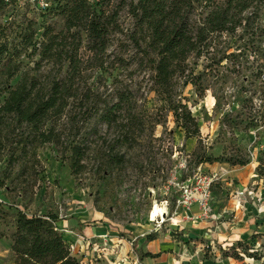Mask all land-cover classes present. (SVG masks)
Listing matches in <instances>:
<instances>
[{"label":"rangeland","instance_id":"rangeland-1","mask_svg":"<svg viewBox=\"0 0 264 264\" xmlns=\"http://www.w3.org/2000/svg\"><path fill=\"white\" fill-rule=\"evenodd\" d=\"M120 1L112 0V3ZM31 8L19 3L0 15V25L8 28L12 45L19 42V33L30 23L37 40L48 25L56 31L62 28L59 16ZM119 15L121 29L126 31L130 19L126 11ZM29 52L19 58L22 72L33 68L37 59L29 58ZM232 53L234 57L231 58L228 55ZM80 55L86 59L88 54L82 49ZM115 56L121 59L117 64L112 63ZM263 56L264 36L259 32L252 38L243 34L240 39L228 35L215 37L207 57L190 56L187 65L192 84L186 87L178 84L176 91L198 122L200 140H185L170 115L164 126L152 127V121L162 120L161 102L152 91V72L149 66L138 62L123 35L113 38L104 58L105 70L88 71V84L104 96L115 90L129 95L131 113L140 122L138 128L128 131L136 142L126 146L120 144L128 118L123 113L120 118L122 128L106 129L97 125L94 130L97 134L91 137L94 120L79 122L82 126L76 139H87L91 145L85 152L83 168L76 175L71 174L64 148L57 149L50 144H44L36 151L38 164L28 160L6 169L4 161H0V264H13L11 252L5 253L8 242L11 246L10 236L18 210L28 216L65 221L60 225H66L70 230L86 226L96 228L95 237L83 245L84 255L73 256L83 264H157L155 260H141L140 255L149 249L162 256L158 264H169L167 259L172 257L174 264H264V216L246 225L251 229L243 232L240 240L243 245L237 249L242 262L230 257L231 245L217 243L209 236L188 235L192 231L190 226L202 221L208 223L214 218L219 226L223 221H233L234 227L242 228L243 225L238 226L242 220L235 217V212L221 213L219 217L213 215L214 209L219 210L230 198L234 199L237 194L231 193L233 184L245 185L246 197L255 194L261 185L264 190ZM19 80L20 74L9 82L10 86H15ZM3 87L2 84L0 104L5 97ZM65 135L70 138L73 132L69 134L66 130ZM119 152L126 155L124 163L109 164L108 157ZM203 152L213 157L243 161L246 165L227 164L224 167V163H213L198 166L194 154ZM23 165L27 171L21 175ZM213 176L216 180L210 186V218L203 220L194 204H182L184 194L181 189L188 186L191 192L188 195L197 196L204 189V178ZM226 182L230 183L231 190L224 187ZM157 213L163 215L162 224L158 220L159 225L149 221L150 218L154 220ZM148 234L155 235L157 240L151 248H147L143 240ZM165 238L179 244L171 249L169 241L163 242ZM220 249L229 257L223 256Z\"/></svg>","mask_w":264,"mask_h":264},{"label":"trees","instance_id":"trees-1","mask_svg":"<svg viewBox=\"0 0 264 264\" xmlns=\"http://www.w3.org/2000/svg\"><path fill=\"white\" fill-rule=\"evenodd\" d=\"M46 1L48 7L40 12L59 16L63 22L60 30L48 25L37 40L30 23L19 33V42L12 45L8 28L0 25V86L4 85L5 94L0 104V161H4L6 169L28 160L38 164L36 151L50 144L64 148L71 174L76 175L82 170L85 152L91 145L87 139H76L82 126L79 122L94 120L91 137L97 134L94 132L97 125L122 128L120 118L126 113L128 118L120 144L136 142L128 131L138 128L140 122L131 113L129 95L115 90L104 96L88 84V71L105 70L104 58L117 35H123L138 62L149 66L152 72V91L161 102L162 120L150 124L164 126L170 115L185 140H200L198 122L176 91L178 84L181 87L192 84L187 65L190 56L207 57L213 39L218 36L240 39L243 34L252 38L257 32L264 36V0ZM19 3V0H0V15ZM121 11H126L130 19L126 31L119 23ZM82 49L88 54L86 59L80 55ZM28 50V57L37 59L33 68L22 72L19 58ZM228 56L232 58L234 54ZM120 60L115 56L112 63ZM19 74L20 80L11 87L9 82ZM66 130L69 134L72 131L73 136L66 138ZM109 157V164L120 165L126 155L119 152ZM194 158L198 166L246 165L243 161L204 152L195 153ZM26 171L23 165L21 175ZM56 222L54 217L28 216L18 210L10 236L13 264H83L71 256L66 241L55 229ZM155 240V235L145 236L146 243ZM242 245L236 241L230 247V257L237 262L243 261L237 253ZM220 252L229 257L223 249ZM140 257L153 259L158 255L145 253Z\"/></svg>","mask_w":264,"mask_h":264},{"label":"crops","instance_id":"crops-1","mask_svg":"<svg viewBox=\"0 0 264 264\" xmlns=\"http://www.w3.org/2000/svg\"><path fill=\"white\" fill-rule=\"evenodd\" d=\"M223 166L225 167V166H227V164H223ZM231 171H233V170H231ZM245 180H246V178H245ZM247 181H248V178H247ZM233 185H234L233 186L234 191H231L233 196L238 192H243L242 196L244 197V200H242L241 197L239 198V200H237L235 198L236 196H234V199L230 198L229 201H227L226 206L222 205V207H220L219 210L216 207L214 209L213 215L215 216L218 214V216L220 217L221 213H225V212L233 213V212H235V217L242 220L241 223H238V226L243 225V227L242 228L234 227L235 222H233V221L231 223L223 221L222 223H220V226H219L216 222V219L214 218V219L208 221V223L202 221V222L196 223V225L190 226V228H191L190 230H192V231H190L191 233H189L188 235L192 236L194 234L195 235L194 237H196V238H200V237L206 238L209 236L208 238H213L214 240H216L217 243H224L225 245H231L236 241L242 240L241 236H242V234H244L243 232L245 230L251 229V227H246V225L248 223H251V221H256V218H260L261 216H264V190H262V188H261L262 185L257 188V190L255 191V194H253V195L248 194L247 195L250 197H246V195H245V193H246L245 188H247L245 185H242L240 183L238 185H235V184H233ZM224 187L227 188L228 190L232 189L229 182H226ZM248 198H250L249 201H248ZM217 202L218 201H216V204H217ZM218 204H220V203H218ZM56 223L60 228H68L66 225H60V224H64L65 221L56 222ZM259 223H261V222H259ZM255 228L258 229V228H261V226H256ZM72 231L83 235L87 239H90V238L95 237L94 232H96V228H90V227L86 226V227L81 228L80 230L77 229V230H72ZM66 238L68 240H70L71 242H73L71 237H66ZM143 240L145 241V237L143 238ZM156 241L157 240L150 242V243H146L147 248H151L150 246H152V244H154ZM167 241H169V244H170L169 248H171V249H173L177 244H179V243H177L176 240H171V238H165L163 240V242H167ZM84 249H85L84 246L80 247L78 256L84 255V253H85V251L83 252ZM9 253H10V244L8 242V249H7L5 254H9ZM145 253L158 255V253H156V251L153 252V251H150V249L147 250V252H145ZM86 254H88V253H86ZM161 257L158 255L157 258H153V259L144 258L141 260H145V259L155 260V261H157V264H158V260H160ZM0 258H1V256H0ZM172 259H173V257H172ZM172 259L171 258L167 259L169 264L175 263V261Z\"/></svg>","mask_w":264,"mask_h":264},{"label":"built area","instance_id":"built-area-1","mask_svg":"<svg viewBox=\"0 0 264 264\" xmlns=\"http://www.w3.org/2000/svg\"><path fill=\"white\" fill-rule=\"evenodd\" d=\"M5 1H8V0H5ZM19 2L20 3H27V4L31 5L32 7L38 8L40 10L48 7V3L46 0H19ZM214 180H216L215 176L208 178V179L204 178V180H203V183L205 184L204 189L197 196L188 195V194H191L188 186H182V189H181L183 191V194H184L183 195L184 200L182 201V204L187 205V206L194 204L195 208H196V212L199 215V218L203 219V220L210 218L209 217V207H208L209 202L212 198L211 192H210V186L214 182ZM236 194H237L236 197H238V198L243 197L242 192H238ZM0 203H1V201H0ZM164 210H165L164 217H166L167 216L166 205L164 206ZM158 220H160V223L162 224L163 219H162L161 214H159L158 217H155L154 220H151V218H150L149 221L153 224L159 225ZM53 224L55 226V229L62 235V237L66 241L71 256L78 255L80 247L83 246L88 239L85 238L83 235L76 233L70 229L60 228L57 225V223H53ZM66 237H71L73 242L68 240Z\"/></svg>","mask_w":264,"mask_h":264},{"label":"bare ground","instance_id":"bare-ground-1","mask_svg":"<svg viewBox=\"0 0 264 264\" xmlns=\"http://www.w3.org/2000/svg\"><path fill=\"white\" fill-rule=\"evenodd\" d=\"M159 214H161V215H162V213H157V214H156V215H157L156 217H158V215H159ZM162 216H163V215H162Z\"/></svg>","mask_w":264,"mask_h":264}]
</instances>
